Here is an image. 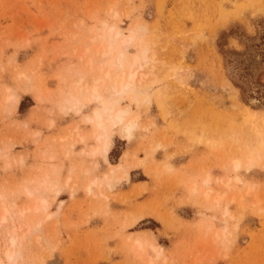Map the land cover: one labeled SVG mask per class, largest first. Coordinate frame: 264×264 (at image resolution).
<instances>
[{
    "label": "rangeland",
    "instance_id": "1",
    "mask_svg": "<svg viewBox=\"0 0 264 264\" xmlns=\"http://www.w3.org/2000/svg\"><path fill=\"white\" fill-rule=\"evenodd\" d=\"M0 195V264H264V0H0Z\"/></svg>",
    "mask_w": 264,
    "mask_h": 264
},
{
    "label": "bare ground",
    "instance_id": "2",
    "mask_svg": "<svg viewBox=\"0 0 264 264\" xmlns=\"http://www.w3.org/2000/svg\"><path fill=\"white\" fill-rule=\"evenodd\" d=\"M136 25V24H135ZM135 25L133 26L134 28H135ZM104 27H105V25H104ZM136 27H137V25H136ZM110 28V29H109ZM108 28V32L106 33L107 35H106V37L108 38V40H109V42L111 41V42H113L114 41V38H118V36H120V30H119V28L118 27H109ZM106 29V28H105ZM133 29V28H132ZM137 29V28H136ZM103 30H104V28H103ZM103 30H102V32H103ZM107 31V30H106ZM130 32H132V31H130ZM103 35H104V33H103ZM103 37V36H102ZM102 37H100V38H102ZM132 38V37H131ZM96 39V38H95ZM127 39V38H126ZM128 39H129V37H128ZM130 40V39H129ZM129 40H123V45H122V48L123 49H125L126 47H127V43H128V41ZM122 41V40H121ZM109 42H107L108 43V47L110 46V44H109ZM122 43V42H121ZM129 44V43H128ZM112 45V44H111ZM100 46H101V44H100ZM104 47V46H103ZM103 47H101V49H103V50H101V53L103 52V56H105L106 54H107V51H108V49H112V47H110V48H108L107 49V51L105 52L104 51V48ZM145 48V47H144ZM96 50V49H95ZM98 50V49H97ZM96 50V51H97ZM145 50V49H144ZM87 51V50H86ZM95 51V52H96ZM146 51V50H145ZM88 52V51H87ZM98 52H100V50H98ZM142 52H144V51H142ZM147 52V51H146ZM145 52V53H146ZM86 53V52H85ZM100 53V57L102 56V54ZM84 54V53H83ZM82 54V55H83ZM84 55H86V54H84ZM97 56V55H96ZM99 56V55H98ZM120 56V57H119ZM118 56V58H116V61H117V68L116 69H118V70H120V72H121V70H123V68H124V62H125V59H124V53H120V55ZM145 56V55H144ZM84 57V56H83ZM134 57V59L135 60H133V58H132V60L134 61L133 63H132V67L136 64V63H138V61L140 60V59H138V58H136L135 56H133ZM146 57V56H145ZM81 58H82V56L80 57V60H81ZM102 58V57H101ZM107 58V57H106ZM109 58V57H108ZM89 60V59H88ZM91 60V59H90ZM142 60H144L143 59V57H142ZM141 60V61H142ZM146 60V59H145ZM95 60H93V62H94ZM95 63V62H94ZM96 63H97V61H96ZM88 64V63H87ZM100 64V63H99ZM92 65V64H91ZM115 65V64H114ZM138 65H139V63H138ZM104 66V65H103ZM90 67V66H89ZM101 67V66H100ZM129 67H131V66H129ZM91 68V67H90ZM92 68H93V65H92ZM102 68V67H101ZM139 68H140V66H139ZM141 69V68H140ZM98 70H100V69H98ZM132 70H134V68H132ZM117 71V70H116ZM118 72V71H117ZM75 73H77V71L75 72ZM105 74H107V75H105ZM121 75H122V73H121ZM77 76H78V73H77ZM82 76H83V74H81L79 77L81 78V80L83 79L82 78ZM107 76V77H106ZM116 76L118 77V75H117V73L115 74V78H116ZM128 76H130L129 78H130V80H128V79H126V80H128V81H126V80H124V78H122V76H121V78H119V79H117V80H115L114 81V83L113 84H111V85H109L108 87H107V90L104 92V93H106V95H107V97L108 98H114V100L113 101H117L118 99H121L120 97H122V94H124L125 92H127V91H129L130 90V88L132 87V85H133V81H134V77H135V73H132V74H130L129 73V75ZM78 77V78H79ZM104 77H106V78H108V79H110L111 78V76L108 74V72L106 71L105 73H104ZM77 78V79H78ZM91 79V78H90ZM108 79H107V81H108ZM97 80H99L98 78H97ZM97 80H95L94 82L96 83L95 85L93 84V86L91 87V88H87V85H86V83L84 84V87L82 88V90H84V91H86V92H89V94L91 95V97H92V99L93 100H95V101H100L101 99H103V97H102V93H101V95L99 94V90H98V88H99V85L97 84ZM100 80H102V79H100ZM83 81H85V80H83ZM82 81V82H83ZM79 82H81L80 81V79L78 80V84H80ZM77 83V82H76ZM90 83V82H89ZM64 85V84H63ZM92 85V84H91ZM66 86V85H65ZM64 86V87H65ZM76 86V85H75ZM102 88H104L103 87V85L101 86ZM75 88V87H74ZM81 88V87H80ZM103 90V89H102ZM102 90H100V92H102ZM78 92H80L79 90H78ZM13 94V93H12ZM11 95V93L8 95V99H6V100H9L10 102H12L13 101V105H15V107L17 108L18 106H19V102H20V100H19V98L17 97V96H13V95H11V97L13 96V98L10 100L9 99V96ZM73 96V95H72ZM76 98V97H75ZM74 99V98H73ZM66 101L68 100V98L67 99H65ZM79 100H80V98L79 97H77L76 98V102L77 103H80L79 102ZM65 101V102H66ZM96 103V102H95ZM91 104V103H90ZM93 104V103H92ZM75 107H77V105H75L74 106V108ZM73 108V107H72ZM83 108V106H79L78 107V109H77V111H76V113L78 112V111H80L81 109ZM70 109V108H69ZM76 109V108H75ZM75 109H74V111H75ZM71 110V109H70ZM128 110L127 109H119V110H116L115 109V106L112 104V103H108V104H104L103 105V107H102V109L101 110H94L93 112H92V114L91 115H89V117L87 118V121L88 122H90V123H92L95 127H96V129H98V130H101L102 132H103V134H101V135H99V136H97L96 137V139L95 140H97L98 139V141H99V143H100V145L97 147V149L94 151L95 153H97V152H100L101 153V155H102V160H104V162H107L108 164H110V162H109V153H110V150H111V147H112V139H113V135H112V133H111V131L109 130V125H108V123H107V116H108V118L110 119V121L113 123V125L115 126V125H117V124H122V131H121V133H123L124 134V137L126 136V139L128 138V139H130V137H131V131H132V129L134 128V126H136L135 125V119H134V121H130V122H128L127 121V119H126V116L128 115ZM136 124H137V122H136ZM91 125V124H90ZM111 129V128H110ZM92 134H93V132H92ZM93 136V135H92ZM127 139V140H128ZM97 141V142H98ZM90 152V151H89ZM93 152V151H92ZM93 152V153H94ZM92 153V154H93ZM91 154V153H90ZM235 167L236 168H238V166H239V161H237V162H235ZM133 166V165H132ZM126 168V167H125ZM121 164H118V165H116V166H114V169L113 170H116V169H124V172H123V176H122V178H126V179H129L130 178V172L128 171V170H126ZM48 178V177H47ZM121 178V179H122ZM110 181V180H109ZM114 181H118L119 182V178H118V180H114ZM128 181V180H127ZM208 183V182H207ZM230 183V182H229ZM56 184V183H55ZM227 185V184H226ZM228 185H230V184H228ZM57 186V185H56ZM52 188H53V186H51ZM55 189V187L53 188V190ZM27 191H29V190H27ZM55 191V190H54ZM32 194V193H31ZM36 194V193H35ZM1 196V195H0ZM31 196V195H30ZM33 196H34V194H33ZM221 197V196H220ZM2 198H3V196H2ZM1 198V199H2ZM38 198H40V197H38ZM37 197H36V199H38ZM43 199V198H42ZM3 200H4V198L2 199V202L1 203H3ZM219 200V199H218ZM5 201V200H4ZM43 203H44V201H43ZM42 203V204H43ZM37 205H38V203H37ZM39 205H41V204H39ZM49 204L47 203V206H46V204H45V206L46 207H49L48 206ZM15 206V205H14ZM5 207V206H4ZM4 207H2V208H4ZM31 207V206H30ZM30 207H28L27 209L28 210H30ZM43 207V206H42ZM6 208H9L8 206L6 207ZM11 208L12 207H10V210H11ZM39 209V208H38ZM10 210L8 211V210H6L7 211V213L9 214H11V212H10ZM3 211H5L4 209H3ZM12 211V210H11ZM17 211V210H16ZM26 211V210H25ZM33 211H34V209H33ZM2 212V211H1ZM13 212V211H12ZM18 212V211H17ZM5 213V212H4ZM25 213V212H24ZM26 214V213H25ZM20 215V214H19ZM0 216H2V215H0ZM3 217V220L5 219V218H7L8 217V215L7 216H2ZM11 217V216H10ZM10 217H8L9 219H10ZM23 217V216H22ZM1 219V218H0ZM6 220V219H5ZM2 221V220H1ZM7 222H8V220H7ZM1 223V222H0ZM3 223V222H2ZM38 224V223H37ZM1 225V224H0ZM38 226V225H37ZM11 235V234H10ZM15 241V240H14ZM10 242V241H9ZM9 250V249H8ZM7 250V251H8ZM10 257H8L9 259L10 258H13V255H12V253L10 252ZM8 255V254H7ZM7 258V259H8ZM8 259V260H9ZM14 259V261H16L15 260V258H13ZM13 261V260H12ZM14 261L13 262H11V260H10V262L11 263H14Z\"/></svg>",
    "mask_w": 264,
    "mask_h": 264
}]
</instances>
